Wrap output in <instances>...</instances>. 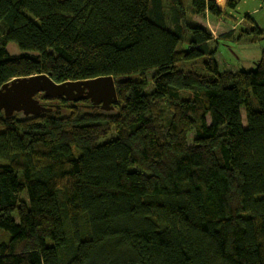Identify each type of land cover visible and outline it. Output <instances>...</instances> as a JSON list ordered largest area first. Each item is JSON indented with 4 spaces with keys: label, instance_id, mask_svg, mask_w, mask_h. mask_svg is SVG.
Segmentation results:
<instances>
[{
    "label": "trees",
    "instance_id": "16d2710c",
    "mask_svg": "<svg viewBox=\"0 0 264 264\" xmlns=\"http://www.w3.org/2000/svg\"><path fill=\"white\" fill-rule=\"evenodd\" d=\"M205 12L224 13L212 0H0V87L119 81L110 111L38 94L49 112H0V264H264V56L220 71L235 29L214 37L193 21Z\"/></svg>",
    "mask_w": 264,
    "mask_h": 264
},
{
    "label": "water",
    "instance_id": "95a60500",
    "mask_svg": "<svg viewBox=\"0 0 264 264\" xmlns=\"http://www.w3.org/2000/svg\"><path fill=\"white\" fill-rule=\"evenodd\" d=\"M118 82L112 77L61 84L54 83L45 75L17 78L0 87V112L6 118L15 113L35 118L49 112L35 99L38 94L45 100L62 98L69 103L88 100L93 107L110 111L117 102Z\"/></svg>",
    "mask_w": 264,
    "mask_h": 264
},
{
    "label": "rangeland",
    "instance_id": "374dc122",
    "mask_svg": "<svg viewBox=\"0 0 264 264\" xmlns=\"http://www.w3.org/2000/svg\"><path fill=\"white\" fill-rule=\"evenodd\" d=\"M212 1L219 10L224 12L222 16L214 17L205 12L194 17L193 21L206 27L214 37L235 29L232 39H221L217 43L215 60L219 70L232 72L253 70L254 64L264 56V6L257 0H234L237 3L236 7L228 9L226 8L227 0ZM255 26L263 33L257 37L259 40L245 42L246 37L242 40L237 38L240 32L250 33ZM248 37L251 40L254 35L250 34ZM7 51L11 55L20 53L12 43L7 45ZM35 99L38 101L36 96ZM39 105H41L40 102Z\"/></svg>",
    "mask_w": 264,
    "mask_h": 264
}]
</instances>
